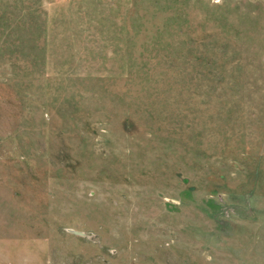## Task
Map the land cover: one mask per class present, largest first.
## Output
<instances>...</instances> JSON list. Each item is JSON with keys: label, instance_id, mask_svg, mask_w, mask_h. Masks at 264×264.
<instances>
[{"label": "rangeland", "instance_id": "rangeland-1", "mask_svg": "<svg viewBox=\"0 0 264 264\" xmlns=\"http://www.w3.org/2000/svg\"><path fill=\"white\" fill-rule=\"evenodd\" d=\"M0 264H264V0H0Z\"/></svg>", "mask_w": 264, "mask_h": 264}]
</instances>
